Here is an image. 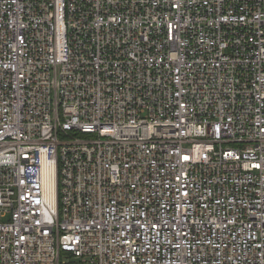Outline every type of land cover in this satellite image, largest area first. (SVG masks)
Masks as SVG:
<instances>
[{
	"label": "built area",
	"instance_id": "obj_1",
	"mask_svg": "<svg viewBox=\"0 0 264 264\" xmlns=\"http://www.w3.org/2000/svg\"><path fill=\"white\" fill-rule=\"evenodd\" d=\"M0 264H264V0H0Z\"/></svg>",
	"mask_w": 264,
	"mask_h": 264
}]
</instances>
